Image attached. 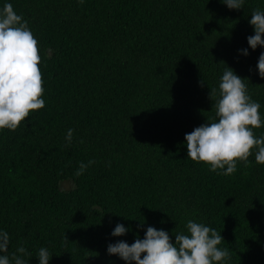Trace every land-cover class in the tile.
<instances>
[{
	"label": "trees",
	"instance_id": "16d2710c",
	"mask_svg": "<svg viewBox=\"0 0 264 264\" xmlns=\"http://www.w3.org/2000/svg\"><path fill=\"white\" fill-rule=\"evenodd\" d=\"M5 3L39 42L45 101L16 131H0L9 254L23 246L27 264H39L45 247L49 264H127L108 254L110 244L131 246L148 227L174 243L193 220L221 234L230 253L222 264H264L255 150L247 167L238 162L224 176L187 158L185 140L215 119L227 68L245 79L264 119V47L248 45L264 0L240 10L221 0H0V9ZM254 131L264 136V127ZM118 224L128 231L115 237Z\"/></svg>",
	"mask_w": 264,
	"mask_h": 264
},
{
	"label": "clouds",
	"instance_id": "9594fccd",
	"mask_svg": "<svg viewBox=\"0 0 264 264\" xmlns=\"http://www.w3.org/2000/svg\"><path fill=\"white\" fill-rule=\"evenodd\" d=\"M221 2L235 10L244 4V0ZM250 24L255 34L248 37V45L253 50L264 47V11L254 10ZM243 55H248L247 50ZM41 62L39 42L28 22L11 3H5L0 9V131H16L33 112L45 107ZM257 68L264 79V53L259 56ZM244 80L227 68L218 86L219 99L214 101L215 119L185 135L187 158L207 165L212 172L220 170L218 174L224 176L234 174L238 162L247 167L253 150L255 162L264 165V136L258 138L254 131L264 127L261 105L251 99ZM216 93L211 89L212 101ZM73 131L69 129L65 137L69 144ZM93 163H81L75 175H82ZM186 229L187 234L177 233L173 243L166 231L148 227L142 240L136 239L131 246L123 241L110 244L107 252L127 264H222L230 258L229 250L219 247L223 238L215 229L193 220H188ZM127 231L118 224L112 235L120 237ZM64 243H68L66 237ZM9 244L8 232L0 231V264H27V249L19 246L9 254ZM50 259L48 249L41 247L39 264H49Z\"/></svg>",
	"mask_w": 264,
	"mask_h": 264
}]
</instances>
